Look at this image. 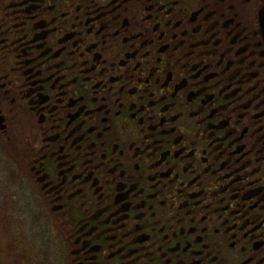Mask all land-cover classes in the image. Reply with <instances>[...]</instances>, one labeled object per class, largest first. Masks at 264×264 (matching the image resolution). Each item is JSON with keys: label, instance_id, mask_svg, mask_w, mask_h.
<instances>
[{"label": "flooded vegetation", "instance_id": "af4514ba", "mask_svg": "<svg viewBox=\"0 0 264 264\" xmlns=\"http://www.w3.org/2000/svg\"><path fill=\"white\" fill-rule=\"evenodd\" d=\"M0 147L57 264H264V0H0Z\"/></svg>", "mask_w": 264, "mask_h": 264}, {"label": "rangeland", "instance_id": "374dc122", "mask_svg": "<svg viewBox=\"0 0 264 264\" xmlns=\"http://www.w3.org/2000/svg\"><path fill=\"white\" fill-rule=\"evenodd\" d=\"M6 156V151L0 147V208L2 199L8 201L15 213V220L0 209V264H36V258L32 263L28 259L35 256L32 251L39 254V260L40 251L45 252L46 264H57V245L52 229L46 224L26 181L17 173L20 172L19 165ZM3 215L9 222L7 219L4 221ZM31 244L35 246L34 249Z\"/></svg>", "mask_w": 264, "mask_h": 264}, {"label": "trees", "instance_id": "16d2710c", "mask_svg": "<svg viewBox=\"0 0 264 264\" xmlns=\"http://www.w3.org/2000/svg\"><path fill=\"white\" fill-rule=\"evenodd\" d=\"M0 188H1V185H0ZM0 209L3 212V214H5V215L6 214H10L13 217L14 216L13 214H15V213H13V209L11 208L10 203L8 201L4 200V199H2V205H1V208ZM6 216L3 215V219H4V221L7 219L8 222H9V219L6 218ZM10 220H13V219H10ZM14 220H15V218H14ZM11 242H13V240ZM31 246H33L32 249H34L35 246L33 244H31ZM31 253L33 255H35V256H30V257H28L27 255L24 256V257H28V259H30V262L31 263H32L33 258H36L34 260L36 264H46V253L45 252H41L40 251V254H41L40 255V260L37 258V256L39 255L38 253H36L35 251H32Z\"/></svg>", "mask_w": 264, "mask_h": 264}]
</instances>
